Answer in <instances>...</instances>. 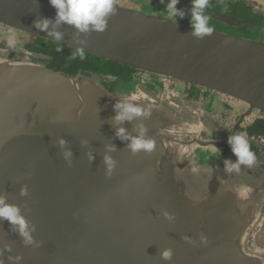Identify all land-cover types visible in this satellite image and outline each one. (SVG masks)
<instances>
[{
    "label": "water",
    "instance_id": "95a60500",
    "mask_svg": "<svg viewBox=\"0 0 264 264\" xmlns=\"http://www.w3.org/2000/svg\"><path fill=\"white\" fill-rule=\"evenodd\" d=\"M114 7L103 32L50 25L48 31L63 34L58 42L33 26L41 18L54 22L48 0H0V23L264 109V43L215 31L196 39L189 24ZM116 103H109L103 89L86 78L72 81L0 59V196L17 205L34 228V243L28 245L7 221H0L7 264H169L160 258L167 248L173 252L170 264H189L194 236L216 240L238 228L214 223L241 220L236 205L224 196L213 204L188 196L162 155L163 146L147 133L154 149L132 153L127 145L143 124L139 117L116 124ZM118 128L125 129L128 140L116 136ZM60 139L66 141L64 147ZM110 145L115 151H108ZM67 150L70 163L63 155ZM106 155L115 162L111 173ZM24 187L28 194L21 196ZM257 217L253 212L251 219ZM260 222L264 228V218ZM218 243L233 253L224 262L236 263L234 243Z\"/></svg>",
    "mask_w": 264,
    "mask_h": 264
},
{
    "label": "flooded vegetation",
    "instance_id": "af4514ba",
    "mask_svg": "<svg viewBox=\"0 0 264 264\" xmlns=\"http://www.w3.org/2000/svg\"><path fill=\"white\" fill-rule=\"evenodd\" d=\"M166 3L167 0H114L115 6L171 20L164 10ZM177 7L190 14L191 0H180ZM205 13L213 31L264 43V0H209ZM189 19L186 15L179 23L189 24ZM54 43L0 23V59L38 66L72 81L86 78L103 89L109 103L126 101L136 94L138 99L131 102L150 111L147 118L139 117V121L147 135L163 146L162 155L188 196L208 203L211 200L212 204L224 196L229 205H236L241 220L214 223L238 228L226 230L216 240L203 236L202 241L201 234L194 236L187 255L189 264H232L224 262L225 255L232 257L233 253L218 243L221 241L234 243L237 262L233 264H264V228L260 226L264 218V109L203 86L100 57L72 60L75 49L57 52ZM237 133L246 134L257 163L251 168L241 166L238 173H226L223 161L236 160L227 138ZM193 167L199 170L193 172ZM247 210L250 213H245ZM253 212L258 217L252 220ZM244 254L251 259L244 258ZM0 264H7L1 246Z\"/></svg>",
    "mask_w": 264,
    "mask_h": 264
},
{
    "label": "clouds",
    "instance_id": "9594fccd",
    "mask_svg": "<svg viewBox=\"0 0 264 264\" xmlns=\"http://www.w3.org/2000/svg\"><path fill=\"white\" fill-rule=\"evenodd\" d=\"M48 3L52 8L55 9L54 22L49 18H41L34 21L33 26L41 31H46L48 36L53 37L55 41L62 39V33L59 31H48L49 26L57 28L60 25L73 26L78 33H88L91 31L103 32L107 27V21L111 15L115 14L114 0H48ZM180 0H167L165 6V13L176 24L180 20L186 18V15L190 17L189 24L192 29L191 35L196 39H203L209 36L213 32V28L209 25V16L206 15L205 10L209 7V0H191L190 14L178 8L177 5ZM178 18V19H177ZM82 44L85 42L81 41ZM59 45V44H58ZM57 52H62L61 46H57L55 49ZM85 59L84 48H77L74 53L70 56L72 60ZM138 99L136 94H131L126 98L127 102H117L114 105V122L116 124H122L125 121H132L137 117L147 118L150 115V111L143 109L140 106L133 104L131 101ZM147 129L143 125L139 128V135L135 138H131L130 143L127 145L133 154L140 151L150 153L154 149V142L151 139H146ZM116 136L122 140H128L129 137L125 134L124 128H118L116 130ZM86 144L87 141H83ZM61 147H64L66 141L63 139L59 140ZM227 144L231 149L232 154L236 157V160L225 159L224 171L226 173L239 172L241 166L251 168L257 163V157L253 151L250 150L249 140L244 133H237L229 135L227 138ZM219 152V150L216 148ZM108 151H115V146H108ZM64 158L66 162L70 163V157L72 152L67 150L64 152ZM89 161L91 162L94 157L89 153ZM104 161L108 166V172L111 173L112 168L115 166V162L109 156L104 157ZM199 169L196 167L192 168L193 172H197ZM21 196H26L27 188L21 189ZM165 218L168 220L174 219L173 216L168 213H164ZM0 221H7L10 226L23 238L25 244L34 243L29 224L25 217L21 214L20 208L17 205L8 204L6 197L0 196ZM202 241L204 238H201ZM173 252L170 248L164 249L160 253V258L166 262H171Z\"/></svg>",
    "mask_w": 264,
    "mask_h": 264
},
{
    "label": "trees",
    "instance_id": "16d2710c",
    "mask_svg": "<svg viewBox=\"0 0 264 264\" xmlns=\"http://www.w3.org/2000/svg\"><path fill=\"white\" fill-rule=\"evenodd\" d=\"M55 45H57V46H61L62 47V49L63 50H69V48L68 47H66V46H63V45H58V44H56V43H54ZM88 56H90L91 58H94V56L93 55H90V54H86L85 53V57H88ZM80 59L78 58V61H79Z\"/></svg>",
    "mask_w": 264,
    "mask_h": 264
},
{
    "label": "rangeland",
    "instance_id": "374dc122",
    "mask_svg": "<svg viewBox=\"0 0 264 264\" xmlns=\"http://www.w3.org/2000/svg\"><path fill=\"white\" fill-rule=\"evenodd\" d=\"M264 34V33H263Z\"/></svg>",
    "mask_w": 264,
    "mask_h": 264
}]
</instances>
